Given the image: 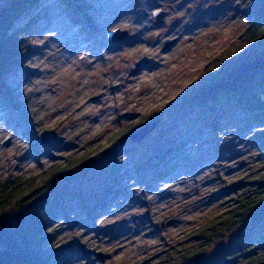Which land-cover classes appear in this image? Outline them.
I'll return each mask as SVG.
<instances>
[{
  "label": "rangeland",
  "instance_id": "rangeland-1",
  "mask_svg": "<svg viewBox=\"0 0 264 264\" xmlns=\"http://www.w3.org/2000/svg\"><path fill=\"white\" fill-rule=\"evenodd\" d=\"M245 1L39 0L33 6L28 52L0 83V180L39 177L72 157L86 158L80 168L97 159L87 174L70 173L49 195L79 190L82 200L55 201L45 246L53 264H167L187 251L183 264H220L231 255L234 233L192 255L204 240L194 231L223 212L235 194L227 187L249 189L244 183L257 179L263 162L240 128L208 132L180 104L241 50ZM115 30L126 34L112 39ZM33 68L41 73L34 76ZM154 121L138 141L117 134L130 123ZM168 148L161 162L174 166L157 178L150 164Z\"/></svg>",
  "mask_w": 264,
  "mask_h": 264
},
{
  "label": "trees",
  "instance_id": "trees-1",
  "mask_svg": "<svg viewBox=\"0 0 264 264\" xmlns=\"http://www.w3.org/2000/svg\"><path fill=\"white\" fill-rule=\"evenodd\" d=\"M6 1L0 5V83L28 52V27L35 21V17L29 14L39 0ZM62 1L68 3L72 0ZM244 8L248 25L243 32L241 50L224 59L220 72L211 75L202 85L190 88L180 104L182 108L195 112L197 117L193 124L201 122L208 132L221 131L222 127L240 128L256 147L258 157L263 162L260 168L263 171L257 179L244 183V186L250 185L249 189L238 191L240 184L235 183L227 187L224 192L232 189L235 194L227 201L223 212L211 217L194 231L204 239L195 248L194 256L225 235L234 233L237 241L232 247H235L228 251L231 255L220 264H264V0H246ZM22 18H26V22L17 24V20ZM141 126V123H130L117 134L125 141L132 131ZM248 130L254 131L248 134ZM170 149L162 152L158 160L150 164L157 167L154 174L157 178L167 176L174 166L168 165L169 160L161 162L170 154ZM82 160L69 158L67 162L52 165L39 177L21 174L0 180L2 264H53L54 259L45 246L50 239L47 228L57 210L55 201L65 199V196L69 200L70 196L80 200L81 192L76 190L63 196L58 194L53 199L49 195L70 173L87 174L90 161H97L96 158H89L85 160L87 165L80 168L78 165ZM161 163L165 165L158 168ZM82 206L88 209L86 204ZM100 208L95 209L93 214ZM62 211L60 209L59 212ZM88 212L92 213V210ZM190 253L187 251L183 259L180 257L167 264H183Z\"/></svg>",
  "mask_w": 264,
  "mask_h": 264
},
{
  "label": "water",
  "instance_id": "water-1",
  "mask_svg": "<svg viewBox=\"0 0 264 264\" xmlns=\"http://www.w3.org/2000/svg\"><path fill=\"white\" fill-rule=\"evenodd\" d=\"M155 16L156 18L158 19V21H162V18H163V14L162 12L158 11V12H155ZM126 31L121 32L119 30H115L113 32L110 33V37L112 39H116V37H118L119 35L122 37L124 36L126 33ZM122 34V35H121ZM157 124V121H154V122H150L146 125H144L143 127H141L139 130H137L136 132L132 133L130 136H129V139L132 140V141H138L140 140L141 138H143L149 131H151V129H153ZM0 264H2V259L0 257Z\"/></svg>",
  "mask_w": 264,
  "mask_h": 264
},
{
  "label": "bare ground",
  "instance_id": "bare-ground-1",
  "mask_svg": "<svg viewBox=\"0 0 264 264\" xmlns=\"http://www.w3.org/2000/svg\"><path fill=\"white\" fill-rule=\"evenodd\" d=\"M56 42L57 43H59L60 42V40H56ZM68 43V42H67ZM66 42H64V43H62V48H64L63 46L65 45L66 46V44H67ZM32 60H34L35 58H34V56H32ZM41 72L40 71H36L34 68H33V70H32V74H34V76L35 75H39ZM48 84V83H47Z\"/></svg>",
  "mask_w": 264,
  "mask_h": 264
}]
</instances>
